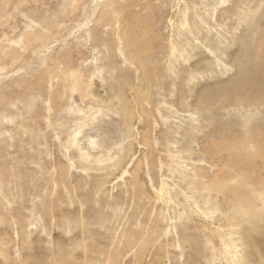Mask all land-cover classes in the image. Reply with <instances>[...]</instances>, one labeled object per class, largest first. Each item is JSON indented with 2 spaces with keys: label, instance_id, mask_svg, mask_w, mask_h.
<instances>
[{
  "label": "rangeland",
  "instance_id": "obj_1",
  "mask_svg": "<svg viewBox=\"0 0 264 264\" xmlns=\"http://www.w3.org/2000/svg\"><path fill=\"white\" fill-rule=\"evenodd\" d=\"M96 2L0 0V264H264V0Z\"/></svg>",
  "mask_w": 264,
  "mask_h": 264
},
{
  "label": "bare ground",
  "instance_id": "obj_2",
  "mask_svg": "<svg viewBox=\"0 0 264 264\" xmlns=\"http://www.w3.org/2000/svg\"><path fill=\"white\" fill-rule=\"evenodd\" d=\"M97 1V0H96ZM94 0V2H96ZM105 0H101V1H97L96 2V6L100 5V3H103ZM123 9V8H122ZM124 12L127 13L126 10H124ZM115 17L114 19L109 23L113 28H114V33L113 35L116 36V29H117V26H118V23H117V20L120 21V14H118L116 11H115ZM136 15V14H135ZM93 16V15H92ZM125 16V15H124ZM184 17V16H183ZM125 18V17H124ZM142 21H140L138 18H137V15L134 16V18L132 19L128 13L126 14V21H125V24H126V28L125 30L123 31V33H118V49H119V52L121 54H123L124 56H126V58L124 57V59H126L128 61V63L131 65L132 62H135L136 66L137 67H145L146 68V64L148 63V61H151V57L149 56L148 52L145 51L144 49H141L139 48L137 42H136V39H135V36H134V31L135 29L139 26V24L141 23ZM117 25V26H116ZM189 24H187V20L185 18V22H183V27L185 28V30H187L186 28L188 27ZM83 29V28H82ZM56 38V37H55ZM123 40V41H122ZM124 40H125V43H126V47L127 48H124ZM121 41V42H120ZM262 49L264 51V42L262 43ZM170 50L168 51L169 55V64L170 66L169 67H172L173 66V62H174V59H179V57L183 56L184 53L187 51L185 46L183 44H180L176 41H171L170 42V46H169ZM1 49V48H0ZM214 53V52H213ZM249 55V54H248ZM248 58V56H247ZM262 58V57H261ZM260 60H263L264 59H261ZM218 59V58H217ZM144 65V66H143ZM170 69V68H169ZM171 70V69H170ZM79 76L77 75V77L75 78H78ZM254 85H255V88H256V91L258 92V94L261 95V97L259 98H264V70H260V74L256 77V79L254 80ZM245 88V87H244ZM243 88H235L234 90H242ZM246 89V88H245ZM228 99V98H227ZM258 100V98L256 99ZM261 105L264 104V99L263 101L260 103ZM244 105V104H243ZM255 105V104H254ZM223 130V129H222ZM250 136V135H249ZM76 138V136L74 137ZM243 138V137H242ZM245 141V140H244ZM251 141L253 142V140L251 139ZM254 143V142H253ZM262 143H264L262 141ZM253 158V157H252ZM219 184V183H217ZM259 184V183H258ZM221 185V184H220ZM222 186V185H221ZM220 186V187H221ZM263 187V186H262ZM164 194V193H163ZM169 197V196H168ZM243 196H241L242 198ZM259 205V204H258ZM263 205V204H262ZM261 206V205H260ZM259 206V207H260ZM262 207V206H261ZM246 208V207H245ZM211 209V207L209 208ZM207 210V209H206ZM244 212V211H243ZM234 213V212H233ZM206 214V213H205ZM255 215V214H254ZM261 215V213H260ZM239 216V215H238ZM242 216V215H241ZM264 220V219H262ZM237 221V220H236ZM235 221V222H236ZM252 222V221H251ZM256 222V221H255ZM241 222H239L240 224ZM229 225V223H228ZM227 225V226H228ZM236 225V224H235ZM261 225V224H260ZM230 226V225H229ZM259 226V225H258ZM263 226V225H262ZM232 227V226H231ZM234 227V226H233ZM238 227V226H237ZM228 228V227H227ZM241 228V226H240ZM248 228V227H247ZM221 229V228H220ZM219 229V230H220ZM224 230V229H223ZM229 230V228H228ZM220 232V231H219ZM222 232V230H221ZM220 232V233H221ZM227 232V231H226ZM236 232V231H235ZM234 232V233H235ZM224 235H226L225 231L222 232ZM233 234V233H232ZM237 234V233H236ZM219 236H222V235H219ZM231 236V234H230ZM223 237V236H222ZM221 238V237H220ZM223 247V246H222ZM233 249L234 251L236 250V245L235 243L232 241V239H228L227 241H225V252H229V250ZM223 250V249H222ZM221 251V250H220ZM222 252V251H221ZM224 252V251H223ZM219 254V253H218ZM233 254V252H232ZM236 254V253H235ZM220 255V254H219ZM226 255V254H225ZM224 256V255H222ZM228 256V255H227ZM236 256V255H235ZM241 256V255H239ZM220 257V256H219ZM244 258V257H243ZM228 259V258H227ZM238 260V258H237ZM242 260V259H241ZM223 261V260H222ZM229 261V260H228ZM234 261V260H233ZM244 261H246V259L244 258ZM241 262V261H240ZM239 263V262H238ZM227 264V263H226Z\"/></svg>",
  "mask_w": 264,
  "mask_h": 264
}]
</instances>
